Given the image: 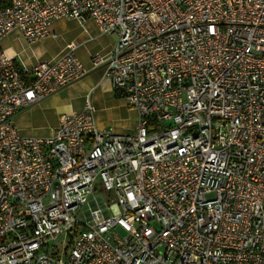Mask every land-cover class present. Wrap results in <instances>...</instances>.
<instances>
[{
	"label": "built area",
	"instance_id": "built-area-1",
	"mask_svg": "<svg viewBox=\"0 0 264 264\" xmlns=\"http://www.w3.org/2000/svg\"><path fill=\"white\" fill-rule=\"evenodd\" d=\"M59 19L116 36L92 61L133 132L89 100L48 137L18 130L84 68L74 43L24 68L2 41ZM0 264H264V0H0Z\"/></svg>",
	"mask_w": 264,
	"mask_h": 264
},
{
	"label": "crops",
	"instance_id": "crops-1",
	"mask_svg": "<svg viewBox=\"0 0 264 264\" xmlns=\"http://www.w3.org/2000/svg\"><path fill=\"white\" fill-rule=\"evenodd\" d=\"M50 31V37L28 42L20 31L15 30L2 41V47L15 58L19 67L29 68L39 61H53L62 55L67 45L74 43L75 55L82 63L84 73L69 87L19 113L16 126L20 133L48 137L58 126L61 115L82 111L87 100L95 108L98 127L112 126L118 134L134 131L139 120L138 112L116 95L111 81L104 78V67L94 68L92 61L94 55H106L112 50L116 36L101 34L92 21L81 24L69 19L55 20ZM26 127H30L29 130L26 131Z\"/></svg>",
	"mask_w": 264,
	"mask_h": 264
},
{
	"label": "rangeland",
	"instance_id": "rangeland-1",
	"mask_svg": "<svg viewBox=\"0 0 264 264\" xmlns=\"http://www.w3.org/2000/svg\"><path fill=\"white\" fill-rule=\"evenodd\" d=\"M34 125H35V123H34ZM30 127H31V125H30ZM30 127H26V131L27 130H29V128ZM111 128L115 131V129L111 126ZM116 132V131H115ZM131 132H133V130L132 131H129V132H123L122 134H124V133H131ZM117 133V132H116ZM97 197H101L102 199H104V200H107V201H110L111 200V198H112V195L111 194H109V193H104V192H100V191H98L94 196H92V198H91V201L94 199V198H97ZM88 207H86L85 208V210L87 209ZM119 232L121 233V234H123V231L121 230V229H119Z\"/></svg>",
	"mask_w": 264,
	"mask_h": 264
},
{
	"label": "trees",
	"instance_id": "trees-1",
	"mask_svg": "<svg viewBox=\"0 0 264 264\" xmlns=\"http://www.w3.org/2000/svg\"><path fill=\"white\" fill-rule=\"evenodd\" d=\"M116 95H117L118 97H122V95H121L120 93H118V92H116Z\"/></svg>",
	"mask_w": 264,
	"mask_h": 264
}]
</instances>
